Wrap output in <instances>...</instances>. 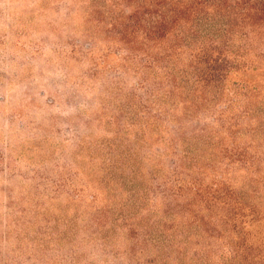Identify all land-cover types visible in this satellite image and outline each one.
Listing matches in <instances>:
<instances>
[{"label":"trees","instance_id":"16d2710c","mask_svg":"<svg viewBox=\"0 0 264 264\" xmlns=\"http://www.w3.org/2000/svg\"><path fill=\"white\" fill-rule=\"evenodd\" d=\"M40 1L87 122L7 195L14 264H264V0Z\"/></svg>","mask_w":264,"mask_h":264},{"label":"rangeland","instance_id":"374dc122","mask_svg":"<svg viewBox=\"0 0 264 264\" xmlns=\"http://www.w3.org/2000/svg\"><path fill=\"white\" fill-rule=\"evenodd\" d=\"M48 6L46 1L0 0V264L7 258L18 262L2 239L7 195L19 198L32 190L25 183L29 177L56 176L54 165L69 163L70 134L86 132V117L81 111L76 117V106L87 102L73 89L82 70L58 64L54 45L69 39V27L62 11L54 5L47 12ZM79 176L85 180L75 178L78 190L96 194L89 176ZM237 177L245 181L244 174Z\"/></svg>","mask_w":264,"mask_h":264},{"label":"clouds","instance_id":"9594fccd","mask_svg":"<svg viewBox=\"0 0 264 264\" xmlns=\"http://www.w3.org/2000/svg\"><path fill=\"white\" fill-rule=\"evenodd\" d=\"M156 0H152V4L150 6H155ZM142 6H149V5H143L142 0H133L132 3L127 5V10L134 11ZM7 7V5H6Z\"/></svg>","mask_w":264,"mask_h":264}]
</instances>
